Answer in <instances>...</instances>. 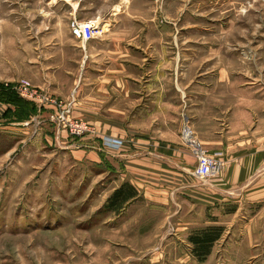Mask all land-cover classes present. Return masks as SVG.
I'll return each instance as SVG.
<instances>
[{"label":"rangeland","instance_id":"rangeland-1","mask_svg":"<svg viewBox=\"0 0 264 264\" xmlns=\"http://www.w3.org/2000/svg\"><path fill=\"white\" fill-rule=\"evenodd\" d=\"M73 18L95 21L97 36L108 28L164 33L160 38L122 39L124 46L137 43L139 56L145 55L147 43L159 46L157 40H165L156 49L171 62V82L182 81V105L186 102L187 108L185 115L174 111L155 118V128L167 123L196 166L184 127L213 155L211 117H204L205 112L210 116L234 107L237 96L257 100L264 94V0H0V84L18 95L14 86L28 80L55 98L39 79L53 68L51 61L60 59L59 48L71 42ZM160 53L154 60L162 59ZM180 89L170 85L173 95ZM211 94L210 104L198 115L195 104ZM18 97L37 112L15 121L13 104L0 101V264H264V221L246 225L264 204L239 212L240 204L225 207L221 212H237L230 228L209 224L218 219L210 208L202 212L192 205L196 211L181 216L174 202L154 205L140 192L118 211L104 209L122 185L111 168L113 158L99 162L83 156L81 150L102 153L98 140L74 138L51 122L49 116L56 112L52 106L43 111L54 128L47 124L40 131L39 105ZM209 226H221L224 232L208 258L199 262L189 238Z\"/></svg>","mask_w":264,"mask_h":264},{"label":"crops","instance_id":"crops-1","mask_svg":"<svg viewBox=\"0 0 264 264\" xmlns=\"http://www.w3.org/2000/svg\"><path fill=\"white\" fill-rule=\"evenodd\" d=\"M149 34L164 36L160 30L108 28L87 43L72 37L70 43L59 48L60 59L50 62L53 68L41 74L39 84L56 99L72 100L74 118L88 121L102 135L124 141L119 150H103V154L80 151L99 162L102 157L104 161L113 158V167L108 165L119 174L120 185L131 183L154 205L167 207L174 202L181 216L196 211L192 205L202 208V212L210 208L212 218L218 219H211L209 224L230 228L237 212L246 211L249 205L264 204V94L257 100L237 96L240 100L234 107L221 113L217 109L210 116L205 112L204 117H211L212 124L209 150L225 152L226 166L217 178L203 184L193 176V155L181 146L167 123L155 128V118H167L171 112L176 114L174 111L185 115L187 108L186 102L182 105V81L171 82V62L164 59L163 51H157L160 48L156 49L165 40L158 39L159 46L147 43L150 51L142 48L145 55L140 56L134 49L139 50L137 43L124 46L127 41L123 37ZM159 53L162 59L154 60L153 55ZM72 55L75 59H71ZM172 84L179 86L180 93L170 92ZM213 96H205L195 104L198 115H203ZM38 116L36 125H40V131L46 130L47 124L54 128L47 112ZM53 138L60 143L55 135ZM235 203L241 205L236 213L221 212ZM263 213L264 205L256 217L248 218L246 225L264 221Z\"/></svg>","mask_w":264,"mask_h":264},{"label":"built area","instance_id":"built-area-1","mask_svg":"<svg viewBox=\"0 0 264 264\" xmlns=\"http://www.w3.org/2000/svg\"><path fill=\"white\" fill-rule=\"evenodd\" d=\"M70 32L74 39L87 43L94 39L96 35L97 24L95 21H80L73 18L70 21ZM14 90L21 98L27 99L39 105V112H43V108L52 106L56 112L49 116L51 122H56L63 130H66L70 136L74 138H84L90 136L96 138L99 147L102 150H119L124 145V141L115 137L100 135L95 127L88 121L77 120L71 117L72 103H65L62 100L52 98L42 90L35 88L28 80H21L14 86ZM191 133L190 139L185 141L192 147L193 154L197 159V166L193 172V176L203 182H207L212 178L220 175L226 163L223 160L222 152L210 155L203 146L193 137V132L189 126L184 127V136L186 132Z\"/></svg>","mask_w":264,"mask_h":264},{"label":"trees","instance_id":"trees-1","mask_svg":"<svg viewBox=\"0 0 264 264\" xmlns=\"http://www.w3.org/2000/svg\"><path fill=\"white\" fill-rule=\"evenodd\" d=\"M1 98L3 99L0 101L13 104L15 107L14 113L17 115L14 119L15 121H25L33 115L34 110L37 112L35 105L23 101L9 88H4L3 84H0V99ZM22 115L25 116L21 117ZM139 196L140 194L137 188L131 183L125 182L113 192L107 204L104 206V209L113 212L118 211L125 205L138 199ZM223 232L224 228L221 226H209L193 233L189 238V241L193 245L192 255L199 262H204L211 254L214 244L221 239Z\"/></svg>","mask_w":264,"mask_h":264},{"label":"bare ground","instance_id":"bare-ground-1","mask_svg":"<svg viewBox=\"0 0 264 264\" xmlns=\"http://www.w3.org/2000/svg\"><path fill=\"white\" fill-rule=\"evenodd\" d=\"M96 24H97V23H96ZM97 25H98V24H97ZM190 136H191V133H190L189 131H187L186 134H185V138L190 139Z\"/></svg>","mask_w":264,"mask_h":264}]
</instances>
